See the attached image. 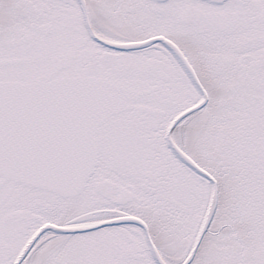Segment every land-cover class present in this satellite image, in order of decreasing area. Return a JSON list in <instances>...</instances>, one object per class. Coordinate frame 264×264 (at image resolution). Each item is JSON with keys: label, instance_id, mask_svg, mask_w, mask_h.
<instances>
[{"label": "snow or ice", "instance_id": "1", "mask_svg": "<svg viewBox=\"0 0 264 264\" xmlns=\"http://www.w3.org/2000/svg\"><path fill=\"white\" fill-rule=\"evenodd\" d=\"M0 264H264V0H0Z\"/></svg>", "mask_w": 264, "mask_h": 264}]
</instances>
